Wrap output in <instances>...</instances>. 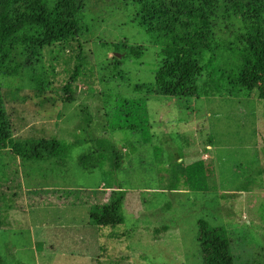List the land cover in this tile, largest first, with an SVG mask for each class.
Wrapping results in <instances>:
<instances>
[{"label": "rangeland", "instance_id": "obj_1", "mask_svg": "<svg viewBox=\"0 0 264 264\" xmlns=\"http://www.w3.org/2000/svg\"><path fill=\"white\" fill-rule=\"evenodd\" d=\"M44 1L53 8L61 0ZM82 1L77 39L8 47L0 63L10 129L7 142L0 143V264H204L200 220L228 231L236 264H264V99L259 85L236 97L214 92L195 98L158 96L155 74L165 39L141 26L134 0ZM210 10L212 32L221 42L213 62L229 70L239 62L235 53L246 28L231 0L211 2ZM135 50L140 58L132 54ZM79 55L82 66L71 102L64 88ZM114 95L146 99L149 120L167 125L176 145L164 142L165 154L144 143L138 132L111 130L107 116L113 102L108 100ZM54 141L64 144L57 156L49 154ZM42 142L49 151L40 160L15 151ZM111 144L124 156L118 172ZM209 158L215 181L202 164ZM191 165L196 167L194 185L187 174ZM179 170L181 189L174 191ZM121 187L127 192L124 223L114 229L93 225L90 206L60 205L61 191L91 188L96 204H102ZM71 247L74 253L68 252ZM101 247L108 249L106 259L91 261Z\"/></svg>", "mask_w": 264, "mask_h": 264}, {"label": "trees", "instance_id": "obj_2", "mask_svg": "<svg viewBox=\"0 0 264 264\" xmlns=\"http://www.w3.org/2000/svg\"><path fill=\"white\" fill-rule=\"evenodd\" d=\"M219 0H134L140 12L141 26L156 38H164L160 53L161 62L155 74V92L165 97H200L210 92L230 97L248 95L259 85L264 99V0H231L234 13L245 25L243 43L236 49L238 64L229 70L216 67L214 60L221 42L212 32L210 3ZM22 5L23 9H17ZM84 11L82 0H61L50 8L44 0H0V63L6 58V49L12 46L43 47L75 40L79 37V15ZM140 58L139 50L132 51ZM207 55H211L210 59ZM82 58L77 64L70 82L64 88L67 100L76 101L72 85L78 81ZM202 83V84H201ZM112 113L108 114V126L113 131H135L142 135L144 143L152 140L149 113L144 98L110 96ZM9 123L3 107L0 88V143L9 138ZM64 144L54 141L49 151L45 142L29 147H15L19 156L40 160L43 152L57 156ZM113 168L118 172L124 165V156L114 144L110 145ZM206 176L215 181L213 159L202 162ZM189 180L196 182V167H188ZM181 177L175 172L172 190L181 189ZM91 191L65 190L58 193L60 205H84L92 208L91 223L99 228H116L124 223L123 204L126 191L111 190L105 203L96 204ZM69 196V200H63ZM74 199H73V198ZM168 230V226L164 227ZM113 234L112 237L117 238ZM198 243L204 264H236L232 253V240L223 227H214L206 220L198 222Z\"/></svg>", "mask_w": 264, "mask_h": 264}, {"label": "crops", "instance_id": "obj_3", "mask_svg": "<svg viewBox=\"0 0 264 264\" xmlns=\"http://www.w3.org/2000/svg\"><path fill=\"white\" fill-rule=\"evenodd\" d=\"M149 121H150V125H151V133H152L151 134L152 135V140H151L150 144H152V146L155 149H159V150L162 149L164 151V153L166 154L167 153V144L166 143L170 144L171 147H173L172 144L176 145L173 142V139L168 137L170 135V131L167 128L168 126L167 125H163L160 120L158 121V119H156L155 120V124L157 125V127H155L156 125L153 122H151V120H149ZM164 142H166V143H164ZM210 148H211V146L209 147V149ZM179 149L182 150L183 152L190 151V150H187L185 148L181 149L180 147H179ZM123 150L125 151V149H123ZM208 153L209 152L205 153L204 158H207ZM103 186H106V184L105 185H101L100 187H103ZM76 189L77 190H81V191L86 189L85 191H89L87 189H91V188H76ZM98 191H100V190H98ZM61 206L62 207H74V206H71V205H69V206L61 205ZM78 206L88 207V206H84V205H78ZM55 235L56 234L54 233L53 235H51V237H54ZM75 249H76L75 247H71V248L68 249V252L74 253ZM101 249H102V251H99L97 257L92 258L91 261L97 260L98 262H102V261H104L106 259V255H107L108 249H106V248L103 249L102 247H101ZM103 253H104V255H103ZM139 258H142V255H140ZM133 264H136V262H133Z\"/></svg>", "mask_w": 264, "mask_h": 264}]
</instances>
